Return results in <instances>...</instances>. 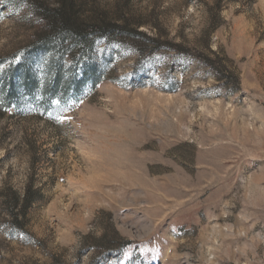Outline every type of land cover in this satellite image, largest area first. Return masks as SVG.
<instances>
[{
	"label": "rangeland",
	"instance_id": "obj_1",
	"mask_svg": "<svg viewBox=\"0 0 264 264\" xmlns=\"http://www.w3.org/2000/svg\"><path fill=\"white\" fill-rule=\"evenodd\" d=\"M33 1L0 0V264H264V0H81L142 32L81 82L23 53Z\"/></svg>",
	"mask_w": 264,
	"mask_h": 264
},
{
	"label": "trees",
	"instance_id": "obj_2",
	"mask_svg": "<svg viewBox=\"0 0 264 264\" xmlns=\"http://www.w3.org/2000/svg\"><path fill=\"white\" fill-rule=\"evenodd\" d=\"M33 7L40 14L42 28L37 38L24 49L23 53L44 50L52 54L53 62L58 72L67 57L69 82H81L95 73L92 55L95 42L104 38L109 41L118 39V35L132 32L142 33L126 22H118L105 12L95 11V15L82 17L79 12L84 6L81 0H59L55 8L40 0L32 2ZM96 14H99L96 15ZM25 59V58H24ZM19 68H23L26 77L23 80L29 90L35 86L36 80L30 75L24 61L21 59ZM56 75L55 88L58 90L59 76ZM31 188L25 193L23 206L26 209L33 201Z\"/></svg>",
	"mask_w": 264,
	"mask_h": 264
}]
</instances>
